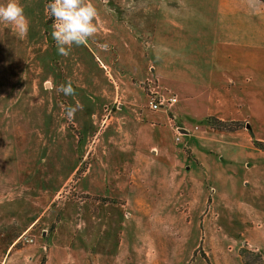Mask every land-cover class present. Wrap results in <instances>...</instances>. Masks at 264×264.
<instances>
[{
	"label": "rangeland",
	"instance_id": "obj_1",
	"mask_svg": "<svg viewBox=\"0 0 264 264\" xmlns=\"http://www.w3.org/2000/svg\"><path fill=\"white\" fill-rule=\"evenodd\" d=\"M20 2L30 21L27 35L0 22V264L19 250L33 256L35 248L34 255L43 251L39 264H46L44 235L88 254L79 264H95L96 255L99 264H263L245 232L262 226L264 151L256 142L264 145V114L228 122L229 130L213 128L211 118L170 124L173 146L194 167L193 152L210 151L197 126L207 122L212 130L239 133L232 153L250 160L239 166L245 178L234 181L246 199L230 192L232 178L220 184L197 171L174 178L167 191L151 161H131L150 155L134 133L140 112H151L148 93L158 99L146 80L149 67L133 49L120 50L128 53L123 56L108 45L114 36L108 37L109 15L128 13L133 1L91 0L97 34L86 46H73L68 57L57 53L51 37L50 0ZM69 80L74 96L56 91ZM66 105L79 107L72 120L65 117ZM242 131L250 133L247 140ZM185 134L198 146L183 143ZM183 165L173 169L185 173Z\"/></svg>",
	"mask_w": 264,
	"mask_h": 264
},
{
	"label": "crops",
	"instance_id": "obj_2",
	"mask_svg": "<svg viewBox=\"0 0 264 264\" xmlns=\"http://www.w3.org/2000/svg\"><path fill=\"white\" fill-rule=\"evenodd\" d=\"M132 1L134 7L128 13L123 15L114 12L116 16L109 15L113 20H110L108 37L114 36L112 40L109 39L108 45L123 56L128 53L124 55L120 50L136 51L149 67L146 80L154 90L151 92L158 97H176L177 103L169 109L151 112L145 109L140 112V121L134 132L137 139L135 143L148 147L150 155H135L131 161H151L160 184L170 192L174 178L188 179L197 171L198 175L206 177L208 174L211 178L218 177L220 181L232 178L230 192H235L239 200L246 199V191L242 188L237 190L234 181L245 178L246 175L239 172V166L247 167L246 161L250 160L247 154L232 153V149H237L234 138L239 133L212 130L207 122L197 126L199 129L195 132L201 134L199 137L206 134L204 140L210 151L193 150L194 167L187 165L190 161L180 148L176 150L173 146L174 133L170 124L195 125L209 118L223 122H247L254 114H264V2ZM142 2L148 3L146 9ZM132 34L136 35V45L130 37ZM137 37L142 39L138 40ZM150 97L148 93L149 101ZM240 135L243 140H247L250 133L242 131ZM188 136L185 134L181 138L182 142L198 146V139H189ZM243 145L248 146V141L241 143ZM220 150L223 154L217 158L215 155ZM180 162H184L185 173L180 172V166L173 169ZM225 162H228L227 166ZM261 209L264 210V207ZM261 216L262 226H253L245 233L246 241L260 252L264 260V213ZM54 237L44 235L46 264H79L87 258L88 254L84 251L73 252L59 244V239L56 241ZM36 250H33L34 254ZM24 251L14 253L8 264H39L43 252L41 249L39 256L27 255ZM96 257L100 255L92 257L95 264H99L100 260ZM77 259L82 261L78 262Z\"/></svg>",
	"mask_w": 264,
	"mask_h": 264
},
{
	"label": "clouds",
	"instance_id": "obj_3",
	"mask_svg": "<svg viewBox=\"0 0 264 264\" xmlns=\"http://www.w3.org/2000/svg\"><path fill=\"white\" fill-rule=\"evenodd\" d=\"M47 9L52 19L51 37L60 56L68 57L73 46H86L96 36L98 10L91 0H50ZM0 22L11 25L21 38L27 35L30 27L20 0H7L5 4H0ZM101 47L107 50L108 45ZM56 91L65 96L76 94L70 80L60 84ZM78 110V106L66 105L65 117L72 120Z\"/></svg>",
	"mask_w": 264,
	"mask_h": 264
},
{
	"label": "built area",
	"instance_id": "obj_4",
	"mask_svg": "<svg viewBox=\"0 0 264 264\" xmlns=\"http://www.w3.org/2000/svg\"><path fill=\"white\" fill-rule=\"evenodd\" d=\"M177 103L176 97H170V98H163L158 97L152 98L149 102V107L152 111H158L161 110L163 107L172 106Z\"/></svg>",
	"mask_w": 264,
	"mask_h": 264
},
{
	"label": "trees",
	"instance_id": "obj_5",
	"mask_svg": "<svg viewBox=\"0 0 264 264\" xmlns=\"http://www.w3.org/2000/svg\"><path fill=\"white\" fill-rule=\"evenodd\" d=\"M262 1L264 2V0H262ZM210 120H211L210 121L211 122L210 125L213 128H215V129H218V130H222V129L229 130V128H230L229 125H228V122L219 121V120H217L215 118H211ZM236 125L238 126V124H236ZM256 144H257V146H259L260 149H262L264 151V145L263 144L258 143V142H256ZM262 262H263V260H262ZM263 264H264V262H263Z\"/></svg>",
	"mask_w": 264,
	"mask_h": 264
}]
</instances>
